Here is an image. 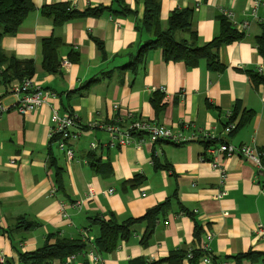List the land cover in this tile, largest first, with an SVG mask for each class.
<instances>
[{"label": "crops", "instance_id": "1", "mask_svg": "<svg viewBox=\"0 0 264 264\" xmlns=\"http://www.w3.org/2000/svg\"><path fill=\"white\" fill-rule=\"evenodd\" d=\"M31 1L34 11L16 35L3 38L1 47L9 56L34 60L32 80L55 93L57 100L23 115L14 108V83L10 87L0 83V101L10 109L0 120V253L6 264H20L19 252L31 253L46 242L52 244L62 238L87 239L89 251L99 236L92 218L108 220L113 216L122 222L140 218L157 205L162 208L148 246L141 245L148 229L141 223L128 241L102 256L100 264H128L137 258L169 264L165 260L172 254L193 251L201 253L196 264H264L263 259L235 258L248 252L264 254V238L256 234L258 225L264 227V172L240 157L220 154L223 177L209 162L211 156L202 140L182 145L110 147L108 133L97 128L117 117L113 107L118 104L119 114L133 113L175 131L186 124L191 126L186 134L206 130L216 139L215 146L222 141L235 147L255 144L264 152V83H254L247 73L264 77V57L256 46L264 29V0L255 13V0H160L164 30L174 10L191 9L192 30L199 45L219 35L221 15L244 36L220 46L222 71L209 69L205 61L196 67L166 62L162 50L155 49L148 52L135 74L122 68L152 39L136 29L144 16L143 0ZM61 3L79 11H104L98 17L55 28L41 11ZM51 37L62 41L58 74L47 73L42 67V41ZM175 38L182 41L190 36L177 31ZM94 40L103 44L104 53ZM154 97L161 109L152 104ZM237 103L241 106L232 119L237 128L224 138L227 114L235 112ZM53 107L61 114H74L78 129H87L72 142L76 161H68L56 145L50 144ZM246 111L252 117L239 126ZM91 152L101 166L104 164L101 168L91 167ZM52 157L62 169L63 192L57 191L56 169L49 165ZM156 162L163 168L157 169ZM138 176L141 183L131 186V180ZM110 189L114 192L106 193ZM22 218L39 227L26 230L16 226ZM196 224L202 227L200 236L196 235ZM207 231L213 238L205 255L199 248ZM206 256L210 262L203 263ZM85 261H89L85 253H79L73 264ZM181 264L191 263L185 258Z\"/></svg>", "mask_w": 264, "mask_h": 264}, {"label": "trees", "instance_id": "2", "mask_svg": "<svg viewBox=\"0 0 264 264\" xmlns=\"http://www.w3.org/2000/svg\"><path fill=\"white\" fill-rule=\"evenodd\" d=\"M143 2L145 8L144 16L142 21L137 24L136 29L138 32L143 31L151 35L152 39L141 45L132 61L122 68V70H129L133 74L137 73L138 69L143 66L148 52L155 49L162 50L163 58L166 62H185L189 67H196L201 61H205L209 69L213 71H222L224 66L219 58L220 46L239 41L244 36V34L236 30L235 25L229 21L226 16L221 15V29L219 35L211 42L199 45L198 35L192 30L193 10H174L168 19L167 29L164 30L160 21V0H143ZM34 9L31 0H0V83L7 87H10L12 83H14V85L18 84L22 80L29 79L34 75V60H21L14 56H9L5 54L1 47L3 38L16 35L27 16L33 12ZM103 11L104 9L101 8L79 11L70 4L61 3L45 6L41 12L44 17L53 22L55 28H60L65 23L73 20L86 17H98ZM124 11H126V9H124ZM177 31L188 32L190 39L178 41L175 38ZM94 41L100 52L104 53L103 44L98 40ZM61 45L62 41L56 37H51L42 41V67L47 73L58 74L60 72L58 50ZM256 46L258 52L264 57V29L262 35L257 39ZM247 73L254 83H264V77L258 73L252 71H248ZM14 85H12L11 88ZM152 104L157 110L161 109L160 102L156 97L152 99ZM240 106V103H237L235 112L229 117L228 123H232V119H234L235 114L239 111ZM245 113L246 117H243L239 126L248 123L252 117L251 112L246 111ZM55 140V138L50 140L51 146L55 145ZM204 143L207 144V147L213 144L207 141ZM88 158L93 169L101 168L104 165L102 164L101 166V161L96 158L94 152L89 153ZM155 164L157 169L163 168L158 162ZM49 165L56 169L57 191L63 192L62 169L59 167L57 159L52 157L49 161ZM141 181L142 177L138 176L131 180L130 183L131 186H135L141 183ZM161 208L162 205H157L140 218H129L122 222L117 221L113 216L108 220L100 217L92 218V222L99 227V236L93 243L96 251L101 256L113 253L122 242H126L132 237L135 227L141 223H146L148 225L147 232L141 240V245L147 247ZM16 226L30 230L38 228L39 224L22 218L17 221ZM201 233V225L196 224V235L200 236ZM89 246L88 240L83 238L74 240L62 238L57 239L56 242L52 244L46 242L41 248L31 253L19 252V260L20 264H73L68 263L67 258L72 255H78L79 253H85L86 255ZM193 254L194 257L190 260V263L196 264L201 253L193 251ZM186 257V252H176L165 261L169 264H181ZM235 258L237 261L264 260V254L248 252L238 255ZM89 261H85L84 264H90L91 262ZM159 263L160 261H146L145 259L137 258L131 260L128 264ZM4 264H6V262Z\"/></svg>", "mask_w": 264, "mask_h": 264}, {"label": "built area", "instance_id": "3", "mask_svg": "<svg viewBox=\"0 0 264 264\" xmlns=\"http://www.w3.org/2000/svg\"><path fill=\"white\" fill-rule=\"evenodd\" d=\"M260 0H255L253 4L252 12H256L257 7L260 4ZM230 17V14L225 13ZM243 27H247L244 24ZM69 64L68 62L64 63ZM11 94L16 98L15 110L20 114L26 115L31 112H36L41 106L47 105L57 100V95L53 92L43 89L40 85L35 83L32 78L24 79L20 83L15 84L11 88ZM114 112L117 117L104 125H99L100 128L109 135L110 147H126L128 145L141 146L146 143L158 144V143H170L174 145H182L193 142L195 140H202L203 142L214 143L216 139L206 130H200L186 134V131L190 129V125L186 124L181 130H173L168 127L159 125L157 122L148 121L135 116L133 113L119 114L120 108L118 104H115ZM10 111L0 101V120ZM232 113L227 114L231 117ZM94 127V126H90ZM89 127V128H90ZM78 119L74 114L65 113L61 114L58 107H53L51 114V140L55 138L54 144L57 148L63 152L68 161H76L75 150L72 142L79 139V137L86 132L84 128L78 129ZM237 126L234 123H228L223 129V136L226 138L228 135L233 134ZM97 146L92 144V150H96ZM207 154L211 156L209 161L213 167L218 168L221 173L224 170L219 162V155L223 154L226 157H240L247 162L251 163L260 173L264 172V152L257 148L255 144L232 146L229 143L222 141L220 145L215 146L211 144L207 147ZM11 163L15 164V161ZM56 189L52 191L54 195ZM113 189L108 190L106 193L112 194ZM89 193L93 195V190ZM168 224V222H166ZM256 234L264 238V227L258 225L256 228ZM213 238V234L209 231L205 233V240L201 243L199 251L203 254H208L210 251L209 243ZM87 240V239H86ZM86 257L92 264H100L102 256L96 251L95 247L91 248ZM194 257L193 252L187 254V259L190 261ZM76 255L69 256L67 258L68 263H74ZM6 262L5 257L0 253V263ZM203 263L210 262L209 257L203 258Z\"/></svg>", "mask_w": 264, "mask_h": 264}]
</instances>
